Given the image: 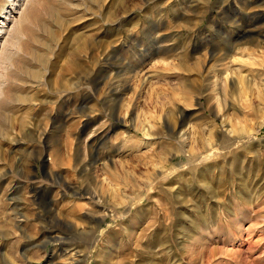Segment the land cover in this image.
Listing matches in <instances>:
<instances>
[{
    "label": "rangeland",
    "instance_id": "374dc122",
    "mask_svg": "<svg viewBox=\"0 0 264 264\" xmlns=\"http://www.w3.org/2000/svg\"><path fill=\"white\" fill-rule=\"evenodd\" d=\"M5 16L0 264H264V0Z\"/></svg>",
    "mask_w": 264,
    "mask_h": 264
},
{
    "label": "bare ground",
    "instance_id": "6f19581e",
    "mask_svg": "<svg viewBox=\"0 0 264 264\" xmlns=\"http://www.w3.org/2000/svg\"><path fill=\"white\" fill-rule=\"evenodd\" d=\"M20 1H21V0H20ZM16 4H17V3H16ZM17 5H18V4H17ZM18 6H19V5H18ZM24 14H25V13H24ZM7 15H8V14H7ZM22 16H23V15H22ZM22 16H21V17H22ZM23 17H24V16H23ZM6 20H8L7 16L4 17V20H3L4 22H3V24H2V26H1L0 29H2L3 27H6V23H5ZM12 27H14V26H12ZM15 27H16V26H15ZM15 27H14V29H15ZM11 31L13 32V30H11ZM11 31H10V33H11ZM15 31H16V30H15ZM15 31H14V32H15ZM0 33H1V32H0ZM17 33H18V32H17ZM0 67H1V66H0Z\"/></svg>",
    "mask_w": 264,
    "mask_h": 264
}]
</instances>
